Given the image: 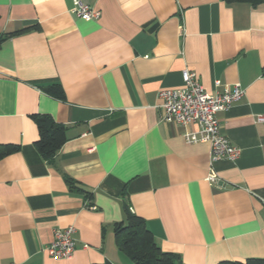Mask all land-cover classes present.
Wrapping results in <instances>:
<instances>
[{
    "label": "crops",
    "instance_id": "0c3cea01",
    "mask_svg": "<svg viewBox=\"0 0 264 264\" xmlns=\"http://www.w3.org/2000/svg\"><path fill=\"white\" fill-rule=\"evenodd\" d=\"M79 1L100 18L79 19L72 0H0V145L19 146L0 161V264H131L113 234L126 206L183 264L264 258V3ZM184 70L207 93L216 80L244 90L217 114L240 150L214 164L223 190L205 181L208 144L184 139L196 126L160 120L157 94ZM32 115L66 128L52 164ZM69 226L72 258H51Z\"/></svg>",
    "mask_w": 264,
    "mask_h": 264
},
{
    "label": "built area",
    "instance_id": "2783aa9c",
    "mask_svg": "<svg viewBox=\"0 0 264 264\" xmlns=\"http://www.w3.org/2000/svg\"><path fill=\"white\" fill-rule=\"evenodd\" d=\"M70 13L79 19L89 22L97 21L101 12L84 5L79 0H72ZM214 91L207 93L196 79L194 72H182V85L166 88L158 92V108L161 110L160 120L165 124L179 126L194 125L195 131L184 134L187 143L204 142L209 146L208 171L205 181L210 187L223 190L226 184L220 183L214 164L225 160L234 162L240 150L233 146L220 132L218 113L228 112L244 96L239 84L230 91H219L220 81L213 82ZM257 123H264V116H257ZM75 228L69 226L65 230H55L53 241L45 248L47 254L56 260L71 259L76 246ZM87 248V246H83Z\"/></svg>",
    "mask_w": 264,
    "mask_h": 264
},
{
    "label": "trees",
    "instance_id": "16d2710c",
    "mask_svg": "<svg viewBox=\"0 0 264 264\" xmlns=\"http://www.w3.org/2000/svg\"><path fill=\"white\" fill-rule=\"evenodd\" d=\"M227 3H247L253 6L264 3V0H225ZM37 26H31L22 32L37 30ZM12 35V34H11ZM8 36V35H7ZM0 38V42H1ZM46 93L58 100H63V92L59 88L50 87ZM31 120L38 130V138L34 147L40 157L52 164L60 148L67 141L66 128L55 123L48 115H32ZM19 151V146L14 144L0 145V161L5 157ZM70 190L74 189V182L67 178ZM91 200V195L87 194ZM113 234L116 247L131 264H183L180 257L173 253L163 252L157 245L152 233L148 230L145 221L139 216L124 208L123 219L113 225ZM108 264V263H105ZM218 264H264V258H248L243 261H221Z\"/></svg>",
    "mask_w": 264,
    "mask_h": 264
},
{
    "label": "rangeland",
    "instance_id": "374dc122",
    "mask_svg": "<svg viewBox=\"0 0 264 264\" xmlns=\"http://www.w3.org/2000/svg\"><path fill=\"white\" fill-rule=\"evenodd\" d=\"M129 262V261H128Z\"/></svg>",
    "mask_w": 264,
    "mask_h": 264
}]
</instances>
